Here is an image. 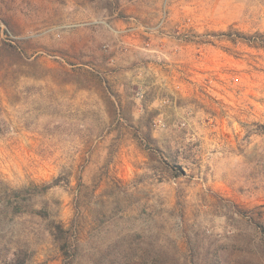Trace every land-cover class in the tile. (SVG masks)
I'll return each instance as SVG.
<instances>
[{
  "label": "rangeland",
  "instance_id": "rangeland-1",
  "mask_svg": "<svg viewBox=\"0 0 264 264\" xmlns=\"http://www.w3.org/2000/svg\"><path fill=\"white\" fill-rule=\"evenodd\" d=\"M19 263L264 264V0H0Z\"/></svg>",
  "mask_w": 264,
  "mask_h": 264
},
{
  "label": "trees",
  "instance_id": "trees-1",
  "mask_svg": "<svg viewBox=\"0 0 264 264\" xmlns=\"http://www.w3.org/2000/svg\"><path fill=\"white\" fill-rule=\"evenodd\" d=\"M46 187H48V186H45V188ZM15 211H17V210H15ZM14 213H16V212H14ZM51 233H52V235H54L55 239H59V238L60 239H64L63 233H65V232H64V229H63V227H62V225L60 223L55 224V228H54V230ZM62 246H63V244L61 245V247Z\"/></svg>",
  "mask_w": 264,
  "mask_h": 264
},
{
  "label": "crops",
  "instance_id": "crops-1",
  "mask_svg": "<svg viewBox=\"0 0 264 264\" xmlns=\"http://www.w3.org/2000/svg\"><path fill=\"white\" fill-rule=\"evenodd\" d=\"M122 77L119 78V80L121 79ZM122 80V79H121Z\"/></svg>",
  "mask_w": 264,
  "mask_h": 264
}]
</instances>
